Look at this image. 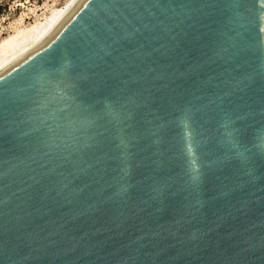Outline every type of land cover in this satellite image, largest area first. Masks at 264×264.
<instances>
[{"label":"water","instance_id":"water-1","mask_svg":"<svg viewBox=\"0 0 264 264\" xmlns=\"http://www.w3.org/2000/svg\"><path fill=\"white\" fill-rule=\"evenodd\" d=\"M0 264H264V0H81L2 65Z\"/></svg>","mask_w":264,"mask_h":264},{"label":"rangeland","instance_id":"rangeland-1","mask_svg":"<svg viewBox=\"0 0 264 264\" xmlns=\"http://www.w3.org/2000/svg\"><path fill=\"white\" fill-rule=\"evenodd\" d=\"M69 0H0V45L15 32L48 21ZM1 50V47H0Z\"/></svg>","mask_w":264,"mask_h":264},{"label":"bare ground","instance_id":"bare-ground-1","mask_svg":"<svg viewBox=\"0 0 264 264\" xmlns=\"http://www.w3.org/2000/svg\"><path fill=\"white\" fill-rule=\"evenodd\" d=\"M80 1L69 0L65 6L57 9L54 14L50 15L48 21L42 22L35 27L17 31L14 35L5 38L0 45V67L17 54L39 46L51 37L61 22L65 20Z\"/></svg>","mask_w":264,"mask_h":264}]
</instances>
